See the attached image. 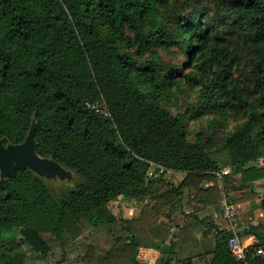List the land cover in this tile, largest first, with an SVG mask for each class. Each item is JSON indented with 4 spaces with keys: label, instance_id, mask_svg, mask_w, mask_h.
<instances>
[{
    "label": "trees",
    "instance_id": "obj_1",
    "mask_svg": "<svg viewBox=\"0 0 264 264\" xmlns=\"http://www.w3.org/2000/svg\"><path fill=\"white\" fill-rule=\"evenodd\" d=\"M181 82L199 90L192 117L230 110L243 118L215 147L191 137L185 114L163 104ZM30 129L37 154L82 180L54 197L31 168H0V246L9 243L0 264H26L23 244L47 254L51 238L63 245L84 227H104L111 243L88 249L81 264H137V247L164 241L170 225L148 205L119 220L110 202L180 194L194 175L211 179L226 165L222 177L238 173L236 189L264 208V0H0V142L22 143ZM151 164L186 174L174 187L166 170L149 174ZM184 217L181 244L213 226L209 264H244L227 246L230 231ZM259 219L248 229L259 239L249 264H264ZM117 221L125 234L112 233Z\"/></svg>",
    "mask_w": 264,
    "mask_h": 264
},
{
    "label": "rangeland",
    "instance_id": "obj_2",
    "mask_svg": "<svg viewBox=\"0 0 264 264\" xmlns=\"http://www.w3.org/2000/svg\"><path fill=\"white\" fill-rule=\"evenodd\" d=\"M167 59H182L181 55L165 54ZM199 90L197 87L190 85L186 82H181L178 85H174L171 88L169 97L166 96L162 99V102L173 112H180L185 114V121L190 136L193 138H199L201 141L208 143V146L215 147L220 142L218 138L222 133H228L243 121V118L234 111L228 110L221 117L214 115L213 113L203 114L199 117H192L191 110L187 109L189 105L196 102L198 99ZM203 136V137H202ZM33 154L38 159V162H43L42 167H33V171L44 181L49 193L52 196H57L63 190L72 188L82 180L80 174L73 168L67 165L54 161L46 156H41L35 151V147L32 148ZM264 159V154L260 156ZM45 162V163H44ZM264 164V163H262ZM152 165V164H151ZM157 165H155V168ZM160 167V166H159ZM226 168L230 166L226 165ZM172 171V170H171ZM228 171V172H229ZM212 178L215 183L211 188H198V183L204 181L208 175H194V183H192L191 191L196 199H199V195L196 192H205V201L202 202L210 204V211L207 213L209 218H212V212L218 206L221 198L229 197L235 199V203L240 204L239 210L243 220L248 215L252 216L255 221V225L259 223V218L264 217V208L261 206V199L255 194L243 193L245 190H237L236 187L239 184V174L230 173L225 179L218 172H212ZM202 183V182H201ZM256 186H260V181L256 182ZM189 187V185L187 186ZM244 194V195H243ZM174 197L177 193L172 194ZM190 196V195H188ZM252 204L253 207L252 208ZM114 206V203H110ZM119 220H125L123 217H118ZM213 219V218H212ZM214 221V220H213ZM216 221V220H215ZM120 222L117 221V225L113 228L112 233L114 235L125 234L124 229L120 228ZM223 226V225H222ZM221 226V227H222ZM250 226H245V230H248ZM85 228V227H84ZM83 228V232L77 236L74 240L64 242L63 245L59 244L57 239L51 238L52 249L47 254H41L33 251L26 244H23L27 252L26 264H52L63 258V264H74L78 261V264L82 262V256L88 249L93 246H99L106 249L110 246L109 234L105 231L104 227H88ZM223 228V227H222ZM15 236L18 238L20 233L16 231ZM96 237V238H95ZM242 240V236H240ZM258 241H255V243ZM9 243L6 239H2V245L0 250H8ZM69 260V261H67Z\"/></svg>",
    "mask_w": 264,
    "mask_h": 264
},
{
    "label": "crops",
    "instance_id": "obj_3",
    "mask_svg": "<svg viewBox=\"0 0 264 264\" xmlns=\"http://www.w3.org/2000/svg\"><path fill=\"white\" fill-rule=\"evenodd\" d=\"M153 170L157 171L154 164L149 167L148 173ZM168 174L171 186L176 187L180 185V182L186 172L172 170L171 172H168ZM202 180L204 181H200L198 183V188H211L215 185L213 178ZM189 188H191V186L183 187L182 193L176 195L175 197L172 195L174 192L169 190L163 196H157L149 192L138 197L119 195L110 202L114 203L115 207L109 204V208L116 215V217L121 216L124 219L138 218L141 214L143 206L148 205L156 210L159 221L170 225L169 233L164 241L154 237L152 238L149 246L139 245L137 247V264H185L187 262H189V264L210 263L214 255L211 250L214 248L216 242V238L214 236L216 231L215 227L209 226L205 227L204 230L199 231L196 239L192 240V245L181 244L179 241V228L184 223V213L192 212L201 219L206 217V220L216 224L218 229H227H225V225L222 226V228L215 221H213L212 218L207 216V213L210 211V204L202 202V200L205 201V192H198L196 190L200 196L199 199H196V196H194L191 191L189 192V190H192ZM236 204L239 210L240 204ZM252 208H254L253 204ZM239 235L243 237L242 240L240 239L241 241L251 245L254 244L255 241L259 240L254 234L245 230V228L239 232ZM193 241H199V243H194ZM74 264H78V261Z\"/></svg>",
    "mask_w": 264,
    "mask_h": 264
},
{
    "label": "built area",
    "instance_id": "obj_4",
    "mask_svg": "<svg viewBox=\"0 0 264 264\" xmlns=\"http://www.w3.org/2000/svg\"><path fill=\"white\" fill-rule=\"evenodd\" d=\"M261 163H264V159L259 158ZM166 170V172H171V169H166L163 166L159 167L158 171L149 172L153 176H159L161 172ZM229 168L224 167L221 171H218L219 175L227 173ZM212 220L220 226H226L225 229L231 232L226 239V243L231 253L233 254L236 260L243 261L244 264H249L246 261V254L248 247L251 246L249 243H245L240 240L239 232L245 226H251L255 224L254 218L252 216H247L245 220L241 218L240 212L238 210L237 204L235 201L229 197L221 198L218 206L212 212ZM256 254L264 256V247L258 245L255 247Z\"/></svg>",
    "mask_w": 264,
    "mask_h": 264
},
{
    "label": "water",
    "instance_id": "obj_5",
    "mask_svg": "<svg viewBox=\"0 0 264 264\" xmlns=\"http://www.w3.org/2000/svg\"><path fill=\"white\" fill-rule=\"evenodd\" d=\"M33 147L32 129L22 143L3 145L0 142V168L8 174H13L17 168L29 167L33 170V167H42L44 164L38 162L32 152Z\"/></svg>",
    "mask_w": 264,
    "mask_h": 264
}]
</instances>
